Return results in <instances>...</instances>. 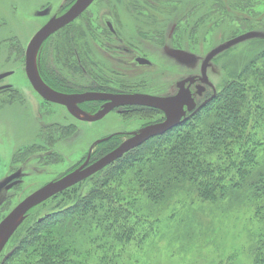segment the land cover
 Listing matches in <instances>:
<instances>
[{"label":"rangeland","instance_id":"374dc122","mask_svg":"<svg viewBox=\"0 0 264 264\" xmlns=\"http://www.w3.org/2000/svg\"><path fill=\"white\" fill-rule=\"evenodd\" d=\"M122 1L94 0L89 9L72 22V25L86 32L88 28L107 20L105 16L110 13L113 14L115 23L121 27L125 39L152 47L148 41H154L157 36L158 33L153 31L155 28H141L138 31L134 28H125L127 24L133 23L134 16L136 17L133 19L138 18L136 13L126 10ZM221 1H176L177 12L170 20H168L170 5L164 9L165 11L151 12V17L156 14L158 20L160 18L159 23H166L167 28L178 22L181 28L174 33L172 43L174 41L175 45L183 46L182 48L194 56L195 60L188 64L180 63L168 57L161 48L159 51H162L163 55L155 54V57H150L154 63L153 68L143 69L141 71L143 73L132 72L135 80L128 84H142L146 92L172 93L175 83L183 78L199 75L202 61L214 50L227 44L230 46L211 62L208 77L218 92L225 84L235 80L236 76L263 51L260 43L264 39V0ZM72 2L73 0H0V73L11 70H15L16 73L15 76L4 80V84L13 85V91L0 97V107L4 105L0 110V182L16 171H22L25 176L22 186L0 194V222L24 197L61 175L72 165L82 162L89 144L117 130L139 128L157 116L150 112H134L127 116H119L114 112L93 124L79 123V146L71 151L67 150L66 153L62 150V159L46 161L45 157L50 150H54L51 149V145L47 149L28 150L31 147L27 148L28 145L33 141L30 138H35L33 142L38 143L42 128L51 120L47 118L42 123L38 120L39 111L42 109L41 99L34 92L26 76L24 56L35 34L51 17L60 15ZM187 3L192 4L194 8L190 20L184 19L185 16L182 14L190 7L186 6ZM218 4L224 5L223 11L219 9ZM161 30L160 28L159 32L162 33ZM169 31L168 29L163 32L164 38L169 35ZM100 33L101 30L91 28L89 40L94 39L90 37L93 35L96 38H103ZM55 36L50 41L56 39ZM238 38L241 40L238 41ZM157 41L160 40L157 38ZM55 45L53 41L50 48L53 53L51 61L58 67L54 58ZM100 50L103 53L104 49ZM104 56L107 57L106 54ZM58 68L61 69V66ZM15 90L18 92H14ZM9 95L19 98V101L12 103L13 105L4 102L2 99L10 98ZM50 112L55 119L60 118L62 122L65 120L64 124L71 121L68 114L60 108H52ZM24 145L27 147L25 146L22 151L19 146ZM86 186L89 185L83 186L81 191H85ZM62 199L64 200V197H58L54 202L37 209L30 218V223L28 222L24 228L59 209L58 205ZM181 200L182 198L177 199L169 207H163L158 211L146 212L144 214L147 217L146 223L136 226L135 240L128 245H118L115 249L104 250L95 248L97 242L94 243L95 245L90 246V253L85 252L83 255L88 257L85 263L253 264L254 241L252 242L251 238L254 231L256 232L254 210L247 211L245 206H235L230 202L217 206L193 198ZM156 220L158 222L151 226L150 222ZM144 227L149 229L147 236L143 235ZM24 235L20 234L22 238ZM16 247V242L7 243L1 254L2 264L15 252Z\"/></svg>","mask_w":264,"mask_h":264},{"label":"trees","instance_id":"16d2710c","mask_svg":"<svg viewBox=\"0 0 264 264\" xmlns=\"http://www.w3.org/2000/svg\"><path fill=\"white\" fill-rule=\"evenodd\" d=\"M72 24L50 38L56 37L57 65L74 63L75 43L89 40L90 28L85 32ZM260 44L263 51L207 106L58 195L64 197L60 208L26 230L40 207L31 210L10 239L17 247L4 264H86L83 255L94 243L104 250L130 244L138 225L146 223V212L181 198L254 210L252 263L264 264V39ZM52 58L53 53L47 58L51 65ZM50 73L56 86L74 87ZM119 144L103 143L97 159ZM148 234L144 227L143 235Z\"/></svg>","mask_w":264,"mask_h":264},{"label":"flooded vegetation","instance_id":"af4514ba","mask_svg":"<svg viewBox=\"0 0 264 264\" xmlns=\"http://www.w3.org/2000/svg\"><path fill=\"white\" fill-rule=\"evenodd\" d=\"M76 1L77 0H73L70 6L65 11H63L60 15H63ZM176 1H182V0H123L122 1L124 2V4L122 5H124L125 8H127L126 10H128L129 12L131 11L134 14L136 13L137 18H138V19L136 18L137 20H135L133 18L136 16H134L132 18L133 23L131 22V24H127L126 26H124L125 28H134L137 31L141 28H155L153 31L156 34L158 33L157 36L154 38V41H148L152 45V47H149L150 45L148 44L140 43V41H139L140 44H138V43H135L134 40L125 39L124 35H122V32L120 30L121 27L115 23L116 20L113 14L109 13L108 16H105L107 17L106 18L107 20H104V21L102 20L101 24H98L96 22L97 24L91 27V28H97L98 30H101L100 36L103 38L98 37V39H95L96 37L95 35H93V36H90L91 38H94L93 40L77 41L75 43L76 46L74 47V60H75L74 63L67 64V63L62 62V65L59 64L58 66V67L61 66V69H60L56 66V64L52 63L51 65L50 64L51 62L50 63L47 62V58L49 57L50 54H52L51 49H50L51 45L53 44V41H50V38L52 37L51 36L41 46L38 52L40 57L39 55H37V59L39 57L38 68H37L39 76L41 77L42 81L52 91L61 93L67 96L99 94V95L110 96L109 98H111V97L122 96V95L142 94V95H149V96L163 97V98H175L180 93V90H182L184 93H188L190 96L189 102L187 100V102L183 103L184 104L183 110H184L185 115L182 116L181 118L180 124H182L183 122L187 121L190 117H192L194 114H196L198 111H200L202 108L207 106L214 98H216L218 94V90L213 85V83L209 81L208 70L211 66V62L216 58L218 54L214 58H212L208 64L207 71H206L207 78H208L207 83H203L201 79H202V66H203V63L205 62V59L209 55L202 61L200 74L192 75V76L179 80L177 83H175L174 92L172 93L167 92V91L162 92V93L146 92L144 91V87H142V84L141 85L128 84V82L135 80L134 79L135 75L132 76V72H139V71L141 72L143 69L153 68L154 63L153 61L150 60V57H155V54L163 55V52L159 51L161 50V48L163 51L166 52L168 57L180 63L188 64L195 60L194 58L191 62L186 63L173 55V53H178V52L188 54L187 53L188 51H185V49L182 48L183 46L175 45L176 43L174 41L172 43L174 33L178 31V28H181L178 22H175L173 25L167 28L166 23H163V24L159 23L160 18L158 20L156 14L155 15L153 14L154 15L153 18L151 17L152 16L151 12H154V10H156V13L160 12L161 10L165 11L164 9H167V7L170 5L169 12H168L169 14L168 20H170L172 18V15H176V12H177ZM116 5L119 7L118 4ZM187 5H189L190 7H188V10L186 9L185 12L182 14L185 16L184 19L189 18L190 20L191 14L194 8L191 6L192 4L187 3L186 6ZM218 6H219V9H222L223 11L224 5L221 6L218 4ZM60 15L57 14L55 16H60ZM160 28L162 29L161 30L162 33L159 32ZM189 28H191V26ZM168 29L170 30L169 35L164 38L163 32L167 31ZM140 37H143V36H140ZM157 38L160 41H157ZM100 49H104L103 50L104 54L102 53ZM105 54L107 57L104 56ZM25 56H26V53H25ZM52 70L57 72L56 74L57 77L59 78L65 77L69 79L73 83L72 86L74 87L64 88V87L56 86L52 82L53 80L51 79L52 73H50V71ZM25 72H26V66H25ZM3 74H7V76L0 80V97L6 95L5 93H9L13 91V85L9 83L4 84V80L16 75L15 70L0 73V76ZM133 74H137V73H133ZM26 76H27V73H26ZM44 76L47 77L46 80L45 78H43ZM190 78H195V81L192 84L190 82H186L184 83V85L180 86L181 82L187 79H190ZM33 90L41 99L42 109L39 111L40 115L38 117V120H40V123L45 121V119L47 118L51 121L47 123L44 126V128H42L43 132L40 133L41 136L40 138H38L39 140L38 143L33 142L35 138L34 139L30 138V140H33V141L31 142V144L28 145V147L26 146L27 145L26 144L23 147L19 146V148L22 149V151H24L25 146L27 148L31 146L28 150H31V149L34 150L35 148L47 149V147L51 145L52 147L51 149H54V150H50L47 157H45L46 161L48 162L51 159L52 160L58 159V158L62 159L63 158V153L61 154L62 150L63 152L66 153L67 150L71 151L73 148L79 146V143H78V140L80 139L79 137L80 130L78 127L79 123L93 124V123H96L97 121L104 119L105 117H107L108 115L114 112L115 114L119 116H127L128 114L134 113V112H150V113L156 114L157 116H156V119H154L153 121H149V123H145L143 126L139 128H135L131 130L129 129L117 130L107 135L104 138L95 140L94 143L89 144L87 148V152L85 153V156H84V160L82 162H80L78 165L77 164L72 165L71 167L63 171L61 175H58L54 179L47 181L45 184H43L42 186L38 187L33 192H31L28 196H30L34 192L38 191L39 189H41L42 187L50 183L57 182L63 179L64 177L70 175L71 173L75 172L76 170L80 169L83 166L87 168L91 166L92 164H94L95 162H97L99 159H101L102 157L106 155L104 154L98 159L96 156L97 150L103 143L110 142L112 139H115L118 143L122 144L124 141L133 137L134 134L138 133L143 128L153 125V124L162 123L166 120V115L159 109L144 107V106H130V105H126V106L116 105L115 106L114 104H116V101H113L110 99H106V100L98 99V100L77 102L74 104V108L76 110L78 109L83 114H86L89 116H95L96 114L100 113L101 111L105 110V108L113 104L112 106L114 107L112 108V110L100 120L87 121V120L81 119V116H76L73 113H71V111L68 109L67 106L58 104L55 102H51L45 99L44 97H42L34 88ZM14 92L17 93L18 91L15 90ZM9 97L10 98L8 99L5 98L6 100L4 99L2 100L4 102L10 103V105H13L12 103L14 102L16 103L19 101L18 100L19 98L16 99V97L14 96L11 97L10 95ZM3 106L0 107V110L3 108ZM52 108H60L62 111H65L66 114H68L71 121H67L64 124L65 120H63L62 122L60 118L55 119L53 117L54 116L53 113L50 112ZM36 138H37V135H36ZM55 148L57 149L55 150ZM24 179H25V176L22 171H16L10 174L7 178H5L4 180L0 182V185H1L7 181L5 185L3 186L2 190L0 191V194L4 191L5 192L12 191L22 186L24 183ZM81 183L82 182L64 190L63 192L70 190L78 186ZM63 192H60L57 195L51 197L49 200L42 203L41 205H38L37 207H42L43 205H47L49 202H54V200L58 198V195L62 194ZM28 196L24 197L14 208H16ZM1 254H0V259H1Z\"/></svg>","mask_w":264,"mask_h":264},{"label":"water","instance_id":"95a60500","mask_svg":"<svg viewBox=\"0 0 264 264\" xmlns=\"http://www.w3.org/2000/svg\"><path fill=\"white\" fill-rule=\"evenodd\" d=\"M94 2V0H77L63 15L52 17L33 37L30 44L26 50L25 56V66L27 77L30 80L33 88L45 99L62 104L68 107V109L76 116H81V119L87 121H97L103 118L108 114L114 106H108L105 110L96 114L95 116H89L83 114L78 109L74 108V104L77 102L98 100V99H110L116 101L115 106H144L159 109L166 115V120L159 124H153L147 126L140 130L138 133L134 134L133 137L127 139L122 144H120L116 149L106 154L104 157L99 159L97 162L91 166L85 168V166L71 173L70 175L64 177L63 179L50 183L38 191L34 192L28 196L24 201H22L16 208H14L1 222H0V254L4 250L5 246L22 225L29 211L41 205L42 203L49 200L51 197L57 195L60 192L86 180L92 175L98 173L102 169L111 165L118 159L122 158L128 152L140 147L148 140L164 135L168 131L177 127L182 116H184L183 103L189 102L190 96L188 93H184L180 90V93L175 98H163L155 97L142 94H133V95H122L111 97L99 94H85V95H73L67 96L61 93L52 91L41 79L37 69V55L43 45V43L48 40L52 35L68 26L74 22L78 17H80ZM241 38H238V41ZM230 44L222 46L212 53L205 59V62L202 66V79L203 83H207V67L212 58L217 54L221 53L227 49ZM173 55L183 62H191L194 57L185 53H173ZM7 74L0 76V80L5 78ZM195 81V78L187 79L180 83V86L184 85L186 82L191 84ZM206 104V103H205ZM204 104V105H205ZM15 177V176H14ZM12 177V178H14ZM11 178V179H12ZM7 182V181H6ZM3 184L0 185V191L2 190ZM44 218H41L43 220Z\"/></svg>","mask_w":264,"mask_h":264}]
</instances>
